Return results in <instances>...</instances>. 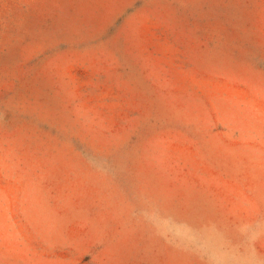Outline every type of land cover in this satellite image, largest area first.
Listing matches in <instances>:
<instances>
[{"label": "rangeland", "instance_id": "1", "mask_svg": "<svg viewBox=\"0 0 264 264\" xmlns=\"http://www.w3.org/2000/svg\"><path fill=\"white\" fill-rule=\"evenodd\" d=\"M0 264H264V0H0Z\"/></svg>", "mask_w": 264, "mask_h": 264}]
</instances>
